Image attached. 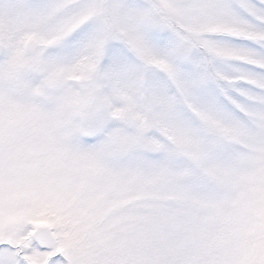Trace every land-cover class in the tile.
<instances>
[{
  "label": "snow or ice",
  "instance_id": "obj_1",
  "mask_svg": "<svg viewBox=\"0 0 264 264\" xmlns=\"http://www.w3.org/2000/svg\"><path fill=\"white\" fill-rule=\"evenodd\" d=\"M0 264H264V0H0Z\"/></svg>",
  "mask_w": 264,
  "mask_h": 264
}]
</instances>
